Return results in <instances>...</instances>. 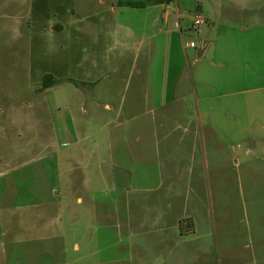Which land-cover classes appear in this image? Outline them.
I'll list each match as a JSON object with an SVG mask.
<instances>
[{
	"label": "rangeland",
	"instance_id": "obj_1",
	"mask_svg": "<svg viewBox=\"0 0 264 264\" xmlns=\"http://www.w3.org/2000/svg\"><path fill=\"white\" fill-rule=\"evenodd\" d=\"M115 1L0 0V264H264V0Z\"/></svg>",
	"mask_w": 264,
	"mask_h": 264
},
{
	"label": "trees",
	"instance_id": "obj_2",
	"mask_svg": "<svg viewBox=\"0 0 264 264\" xmlns=\"http://www.w3.org/2000/svg\"><path fill=\"white\" fill-rule=\"evenodd\" d=\"M121 6H128V7H144L145 3L143 1H137V0H123L119 1L118 3ZM56 79L51 74H46L44 76L43 84L45 86H52L56 83Z\"/></svg>",
	"mask_w": 264,
	"mask_h": 264
},
{
	"label": "built area",
	"instance_id": "obj_3",
	"mask_svg": "<svg viewBox=\"0 0 264 264\" xmlns=\"http://www.w3.org/2000/svg\"><path fill=\"white\" fill-rule=\"evenodd\" d=\"M203 22H204L203 19H200V18H199V19L197 20V23H198V24H202ZM190 46H195V44H194L193 42H191V43H190Z\"/></svg>",
	"mask_w": 264,
	"mask_h": 264
},
{
	"label": "crops",
	"instance_id": "obj_4",
	"mask_svg": "<svg viewBox=\"0 0 264 264\" xmlns=\"http://www.w3.org/2000/svg\"><path fill=\"white\" fill-rule=\"evenodd\" d=\"M119 1H123V0H117V1H115V2H118L119 3ZM169 1H172V0H166V5H165V7L166 8H168L169 7Z\"/></svg>",
	"mask_w": 264,
	"mask_h": 264
}]
</instances>
